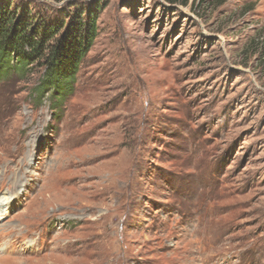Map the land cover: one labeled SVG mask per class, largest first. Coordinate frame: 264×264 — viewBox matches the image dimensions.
<instances>
[{"label":"rangeland","instance_id":"1","mask_svg":"<svg viewBox=\"0 0 264 264\" xmlns=\"http://www.w3.org/2000/svg\"><path fill=\"white\" fill-rule=\"evenodd\" d=\"M0 3L100 9L61 107L0 80V264H264V0Z\"/></svg>","mask_w":264,"mask_h":264},{"label":"trees","instance_id":"2","mask_svg":"<svg viewBox=\"0 0 264 264\" xmlns=\"http://www.w3.org/2000/svg\"><path fill=\"white\" fill-rule=\"evenodd\" d=\"M97 6L81 5L73 14L66 13L68 6L58 20L49 21L0 3V80L22 79L30 68L40 67L35 98L48 95L51 105L61 107L74 93L79 67L95 41ZM260 50L264 51V31Z\"/></svg>","mask_w":264,"mask_h":264},{"label":"bare ground","instance_id":"3","mask_svg":"<svg viewBox=\"0 0 264 264\" xmlns=\"http://www.w3.org/2000/svg\"><path fill=\"white\" fill-rule=\"evenodd\" d=\"M6 205H7L6 203L0 204V216L6 213V209H5Z\"/></svg>","mask_w":264,"mask_h":264}]
</instances>
